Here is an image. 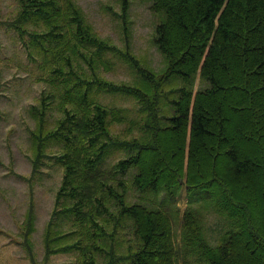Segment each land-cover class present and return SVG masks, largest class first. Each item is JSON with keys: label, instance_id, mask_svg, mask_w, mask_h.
I'll use <instances>...</instances> for the list:
<instances>
[{"label": "trees", "instance_id": "obj_1", "mask_svg": "<svg viewBox=\"0 0 264 264\" xmlns=\"http://www.w3.org/2000/svg\"><path fill=\"white\" fill-rule=\"evenodd\" d=\"M118 1L125 21L129 0ZM147 1L159 70L100 37L73 0H15L0 21L44 77L27 107L26 180L31 188L50 157L62 169L42 263L29 238L32 197L25 255L31 264L59 253L71 264H264V0ZM112 58L127 80L105 76Z\"/></svg>", "mask_w": 264, "mask_h": 264}, {"label": "rangeland", "instance_id": "obj_2", "mask_svg": "<svg viewBox=\"0 0 264 264\" xmlns=\"http://www.w3.org/2000/svg\"><path fill=\"white\" fill-rule=\"evenodd\" d=\"M73 1L100 37L120 48L128 44L138 60L155 70L164 66L154 44L157 18L147 0H129L125 21L118 0ZM14 9L15 0H0V21L12 16ZM112 61L105 76L114 81L127 80L131 74L127 66L119 59ZM39 77L44 78L26 58L24 47L13 31L0 22V264H30L20 229L30 197L36 230L29 238L36 261L42 263V233L62 176L61 167L50 157L42 173L32 178L31 188L26 180L31 171L27 126L32 125L27 107L36 104L44 87ZM198 86L197 78L195 89ZM220 162L216 161V169H220ZM185 201L182 191L178 205L183 208ZM210 223L215 224V220ZM72 260L69 254L59 253L51 257L50 264H71Z\"/></svg>", "mask_w": 264, "mask_h": 264}, {"label": "bare ground", "instance_id": "obj_3", "mask_svg": "<svg viewBox=\"0 0 264 264\" xmlns=\"http://www.w3.org/2000/svg\"><path fill=\"white\" fill-rule=\"evenodd\" d=\"M196 88V87H195ZM195 90V89H194ZM184 205H185V203H184ZM180 207V206H179ZM181 208V207H180ZM184 208V207H183ZM183 208H181V209H183Z\"/></svg>", "mask_w": 264, "mask_h": 264}, {"label": "crops", "instance_id": "obj_4", "mask_svg": "<svg viewBox=\"0 0 264 264\" xmlns=\"http://www.w3.org/2000/svg\"><path fill=\"white\" fill-rule=\"evenodd\" d=\"M29 263L31 264L30 260H29Z\"/></svg>", "mask_w": 264, "mask_h": 264}]
</instances>
